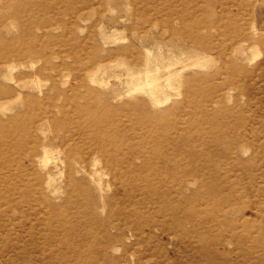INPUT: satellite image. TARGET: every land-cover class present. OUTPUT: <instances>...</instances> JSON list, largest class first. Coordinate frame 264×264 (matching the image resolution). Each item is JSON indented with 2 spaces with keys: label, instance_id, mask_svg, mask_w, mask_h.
Returning <instances> with one entry per match:
<instances>
[{
  "label": "rangeland",
  "instance_id": "374dc122",
  "mask_svg": "<svg viewBox=\"0 0 264 264\" xmlns=\"http://www.w3.org/2000/svg\"><path fill=\"white\" fill-rule=\"evenodd\" d=\"M158 198L264 264V0H0V264H190Z\"/></svg>",
  "mask_w": 264,
  "mask_h": 264
},
{
  "label": "bare ground",
  "instance_id": "6f19581e",
  "mask_svg": "<svg viewBox=\"0 0 264 264\" xmlns=\"http://www.w3.org/2000/svg\"><path fill=\"white\" fill-rule=\"evenodd\" d=\"M218 190L222 191L221 188H218ZM251 190L253 189L250 184L246 185L244 183L236 186L230 184V186L225 189L224 195H226V210L228 215V224L226 228V232L229 235L228 245L232 246L235 250L240 248L242 251H245L248 247H245L247 243L242 239H237V237L239 233H245L253 229L248 227V224L246 225L244 221L248 213L251 212V208H249L243 200L247 196H251ZM260 196L261 193L257 191L256 199H259ZM156 200L158 204L155 205V213L159 218H163L162 223H155L152 221L145 222L139 227V231L144 233V231L155 229L160 230L162 233H170L177 232L175 228H179V240L180 244L183 245V249L179 251V258L182 259V261H190V264L194 262L198 264H212L214 258L212 257L213 253H216L215 241L211 239L209 240L210 246L208 245V247L211 249L205 248V246L202 245L203 242L200 240L196 239L197 241L190 242V240H193V233L190 231L182 232L184 224L188 223V216L185 213L184 208H182L181 205H171L170 202L168 203L163 198H158ZM111 226H113V228L117 227L115 224ZM195 227H199V224L192 225V228ZM136 241L137 240L135 239V242ZM195 256H197V260L195 259ZM244 256L248 261L253 260L257 262L255 259L256 257L254 258L251 253L246 252Z\"/></svg>",
  "mask_w": 264,
  "mask_h": 264
}]
</instances>
